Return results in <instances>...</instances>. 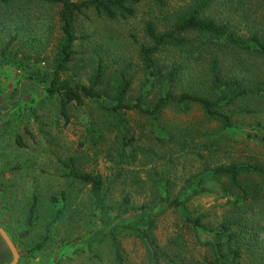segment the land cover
Instances as JSON below:
<instances>
[{
    "label": "rangeland",
    "instance_id": "obj_1",
    "mask_svg": "<svg viewBox=\"0 0 264 264\" xmlns=\"http://www.w3.org/2000/svg\"><path fill=\"white\" fill-rule=\"evenodd\" d=\"M191 1L166 0L165 5H159L155 0H142L136 15L127 20H108L88 11L78 20L83 38L77 43V60L70 65L69 74L89 81L99 53L110 65L109 76L123 68L128 70L127 75L133 78L128 98L135 101L145 90L138 47L145 42L146 22L153 21L162 29L168 21L167 14L172 20L176 11ZM25 2L19 0L7 10L0 7V22L4 26L0 31V225L17 248V264H117L112 243L106 238L102 241L101 233H94L109 220L107 211L111 217L122 214L119 223L132 219L136 208L158 198L161 190L157 194L152 187L158 178L168 179L172 193L178 194L185 180L205 164L233 161L264 164V89L260 95L240 100L231 107L237 124L231 131H223L198 106L186 112L168 107L162 115L161 127L173 135V142L151 140L152 122L129 112L131 132L140 141L141 149L130 160L117 158V147L121 144L107 128L102 111L93 100L82 107L73 105L66 121L59 114L58 101L47 96L51 61L60 36L58 8L46 6L41 0ZM263 6L261 0H217L215 8L206 14L228 22L240 35H248L251 29L262 27L260 22L257 27L253 21L261 19ZM245 11H251L247 15L249 20L242 17ZM18 27L20 36L14 52L5 58L1 50ZM35 38L43 41L42 50ZM241 57L245 64L241 68L233 65L232 72L247 77L248 83L257 88L256 79L264 76V64L256 56ZM231 61L227 62L230 68ZM202 62L187 67L176 79V92L205 91L203 81L198 80V75L206 72L207 63ZM107 103L112 105L111 101ZM90 122L105 134V140L96 147L87 134ZM221 134L222 138L216 140ZM19 137L24 146L18 145ZM72 157L81 170L103 176L109 187L106 196L109 209L100 212L93 204L89 186L63 176L61 161ZM34 195L38 196L36 224L32 233L23 237L24 221ZM127 195L133 208L125 212L120 207ZM234 200L219 185L210 183L204 193L189 200L188 208L195 216L204 215L205 224L213 227ZM260 204H256L254 211L264 209ZM50 222L53 224L49 226ZM184 225L182 215L169 210L159 218L155 239L169 254L181 253L196 264L204 262L209 253L196 238L198 234ZM256 227L260 232L257 238L264 239V218L256 221ZM46 235L45 246L31 252ZM178 237L180 246L176 247L172 241ZM118 240L124 251V264H150L145 245L135 235L122 232ZM256 248V254L243 250L241 264H264V246ZM13 261V254L0 235V264Z\"/></svg>",
    "mask_w": 264,
    "mask_h": 264
},
{
    "label": "trees",
    "instance_id": "obj_2",
    "mask_svg": "<svg viewBox=\"0 0 264 264\" xmlns=\"http://www.w3.org/2000/svg\"><path fill=\"white\" fill-rule=\"evenodd\" d=\"M44 5L57 7L59 32L57 44L51 61V72L48 75L46 94L58 101L59 114L69 121L70 108L73 105L82 107L93 100L102 111L107 128L114 132L118 143L117 158L130 160L141 149L140 141L131 132L128 118L129 112L137 113L152 122L151 140L164 143L173 142V136L166 128L161 127L164 111L170 107L186 112L193 106L200 107L205 116L217 123L223 131L236 128L234 112L231 107L238 101L250 96L260 95L264 89V76L256 79L257 88L249 84L247 77L233 73L234 67L241 68L245 62L241 56H256L264 64V13L254 25L262 26L258 30H250L248 35H240L228 22L218 20L206 13L215 8L217 0H192L179 11L173 19H168L160 29L153 21H147L144 26L145 42L139 44L138 57L144 71L145 90L141 91L135 101L129 100L133 78L129 77L126 68L117 70L110 75V65L104 56L97 53V66L89 81L77 79L69 74L70 65L77 60V43L83 38L78 31L79 17L88 11H93L108 20H127L137 13L142 0H41ZM166 0H155L159 5H165ZM232 1V0H231ZM264 3V0H261ZM19 0H0V7L6 9L16 6ZM27 3V0L26 2ZM224 4V3H223ZM226 4H224L225 6ZM242 3H239V8ZM264 9V6H263ZM6 10L4 13H6ZM245 11L242 17L248 19ZM247 13V14H246ZM4 29L0 22V31ZM20 36L19 27L10 38L1 54L8 58L14 52L15 41ZM49 36H47L48 38ZM42 47V40L35 38ZM36 42L33 45H36ZM42 50V48H41ZM40 53V51H39ZM231 61V68L227 65ZM42 61V60H41ZM206 61V72L198 75L203 81L205 91L202 93L190 89L175 91L176 79L185 73L187 67L200 65ZM35 78V77H34ZM156 93V94H155ZM111 101L112 105L107 102ZM87 134L93 146L105 140L103 131L93 122L87 126ZM222 134L217 139L222 138ZM264 141V138L262 139ZM19 146H24L22 138L17 139ZM130 161H127L129 163ZM65 178L90 187L93 204L103 212L110 206L106 201L109 187L102 175L81 170L76 159L62 160ZM255 180L251 182L252 180ZM257 180V181H256ZM210 183L217 184L235 200L232 207L222 215V220L215 226L205 224L204 215H194L188 203L192 197L206 191ZM168 179H155L152 187L155 192L161 190L158 198L151 204H143L135 209L132 219L127 222L122 214L110 216L103 226L94 233L102 234L112 243L117 264H124V251L118 240L122 232L133 234L145 245L150 264H196L186 260L181 253L169 254L158 243L155 229L159 218L167 211L182 215L184 226L197 233L200 244L206 249L207 256L202 263L197 264H241L243 250L257 253V246H264V239L257 238L256 221L264 218V209L254 211L256 204L261 202L264 207V164L258 162L233 161L229 163L205 164L201 170L185 180L183 189L174 194ZM130 196H125L120 208L125 212L133 208ZM38 196L33 202L24 221L21 235L28 236L36 224V208ZM60 214V212L58 213ZM53 222L49 223V226ZM48 235V234H47ZM47 235L31 249V252L45 246ZM104 239L102 241H104ZM179 239L174 243L180 246ZM101 240V239H100ZM171 242V243H172Z\"/></svg>",
    "mask_w": 264,
    "mask_h": 264
},
{
    "label": "water",
    "instance_id": "obj_3",
    "mask_svg": "<svg viewBox=\"0 0 264 264\" xmlns=\"http://www.w3.org/2000/svg\"><path fill=\"white\" fill-rule=\"evenodd\" d=\"M0 235L3 237L4 242H6V244L8 245V247L10 248L13 254L14 261L11 264H17L19 260V253L17 251V248L14 242H12L11 240L12 238L10 237L8 232L1 225H0Z\"/></svg>",
    "mask_w": 264,
    "mask_h": 264
}]
</instances>
